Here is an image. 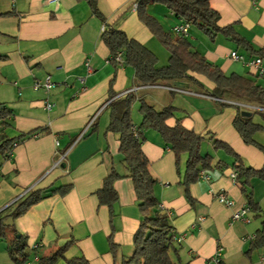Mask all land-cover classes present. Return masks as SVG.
Wrapping results in <instances>:
<instances>
[{
	"label": "crops",
	"instance_id": "obj_1",
	"mask_svg": "<svg viewBox=\"0 0 264 264\" xmlns=\"http://www.w3.org/2000/svg\"><path fill=\"white\" fill-rule=\"evenodd\" d=\"M134 1L97 0L100 19L91 13L87 0H0V104L12 112L4 134L7 138L31 134L10 156H0V219L7 231H14L25 243L14 261L8 253L12 239L9 235L0 238V260H5L0 264H39L40 258L69 241L64 253L67 260L83 257L89 264H120L132 256L141 216L131 180L121 178L114 183L117 202L111 208L99 204L96 196L112 170L125 174L118 136L106 128L109 103L130 93L136 126L141 119L133 110L140 100L155 110L172 106L175 111L167 126L179 122L200 135V153L212 156L210 168L204 170L208 179L199 178L186 191L182 184L185 158L177 167L174 154L159 135L153 130L144 134L141 150L156 181L154 194L168 214L173 233L184 236L174 243L172 261L205 264L221 247L224 264H264V249L249 250L260 219L249 213L248 223L231 221L234 213L247 207L240 186L230 178L233 158L212 147L214 141L224 143L245 167L264 169V151L245 144L233 127L238 112H247L242 105L264 108L235 98H214L210 94L213 84L196 74L190 75L197 83L182 82L187 88L171 90L174 82L168 81L141 85L130 66L112 62L102 39L103 26L121 30L144 45L157 62L164 48L139 20L132 9ZM209 5L218 14L217 26H232L242 41L220 33L211 39L190 26L184 38L191 49L225 76L251 77L264 87V78H255L248 68L228 58L231 51L246 59L264 58V0L256 6L250 0H209ZM163 8L166 5L154 2L147 12L177 38L171 29L181 19L168 8L166 15ZM48 76L53 88H33ZM45 100L54 105L50 110L45 109ZM252 122L264 127L260 116L252 117ZM253 140L264 147V130L255 133ZM60 155L64 157L55 166ZM68 184L71 189L65 195H50L19 218H7L29 191ZM251 191L264 212V180L253 179ZM219 192L233 201L231 207L215 199ZM55 264L66 262L60 259Z\"/></svg>",
	"mask_w": 264,
	"mask_h": 264
},
{
	"label": "trees",
	"instance_id": "obj_2",
	"mask_svg": "<svg viewBox=\"0 0 264 264\" xmlns=\"http://www.w3.org/2000/svg\"><path fill=\"white\" fill-rule=\"evenodd\" d=\"M154 2L166 5L168 10L177 18L185 20L190 26L199 29L211 39L220 33L235 42L242 41L233 32L232 26L223 28L217 26L218 14L211 9L209 0H138L136 10L138 18L166 48L169 53L168 63L163 67H157V58L144 45L129 39L121 30L106 27L102 39L109 50L112 62H115V55L121 53L123 64L133 69L134 76L141 85H155L163 81L197 83V80L190 75L196 74L203 76L213 84L214 88L210 91V94L214 98H235L264 108V87L251 77L234 74L225 76L219 67L208 62L192 50L183 36L172 38L171 34L165 32L159 22L147 12V6ZM87 3L91 13L102 19L97 8V0H87ZM133 102L134 96L130 93L123 98L112 100L108 105L109 123L106 130L118 136L119 153L122 156L125 174L121 176L112 170L103 180L100 189L96 191V196L99 204L111 208L117 202L114 183L121 178H128L132 182L141 222L133 236V254L130 258L123 259L120 264H175L170 257V253L175 249L176 235L168 223L167 212L161 208L154 194L156 181L149 173V162L141 150L144 134L149 130L155 131L161 141L174 154L177 167L182 158H185L182 184L186 191L189 185L199 179L201 170L210 168L212 156L200 153L203 142L200 135L186 130L179 122L173 127L167 126L166 121L174 115V107L167 106L161 110H155L151 105L140 100L138 112L141 115V121L136 126L131 118ZM236 108L238 109L239 106H236ZM241 112H238L233 121L234 129L245 144L256 146L264 151V147L257 145L253 140L254 134L264 130V127L252 122L253 114L250 117H242ZM256 112L264 120V110H257ZM11 118V110L1 103L0 135L3 139L0 142V156L7 154L13 146L31 136V134H27L13 138L5 137L4 132L10 127ZM212 147L213 150H222L227 156L233 158L232 170L237 174L235 183L240 186L241 193L247 200V208L250 213L256 214L255 217L260 219V227L249 243V250L264 249V212L259 210L251 191V181L253 179L264 180V169L257 171L245 167L240 158L224 143L214 141ZM70 189L71 184L29 191L22 199L17 201L16 206L7 215V218L13 221L24 215L29 208L44 198L53 194L63 196ZM11 232L13 233L12 246L8 249V253L10 258L16 261V256L24 250L25 243L22 237L16 238L14 231ZM5 235L6 225L3 223L2 218L0 219V238L5 237ZM70 244L71 241L57 249L50 256L40 258L39 264H55L60 259L64 260L66 264H89L83 257L65 259L64 253Z\"/></svg>",
	"mask_w": 264,
	"mask_h": 264
},
{
	"label": "built area",
	"instance_id": "obj_3",
	"mask_svg": "<svg viewBox=\"0 0 264 264\" xmlns=\"http://www.w3.org/2000/svg\"><path fill=\"white\" fill-rule=\"evenodd\" d=\"M51 1L53 3L58 2V0H51ZM250 2L253 6H256L258 4L259 0H250ZM137 7H138V0H135L132 4V9L134 11H136ZM105 29H106V27L103 26V29H102L103 32ZM189 29H190V24L188 22H186L185 20L181 19V21L178 24H176L172 27L171 33L173 35H176V36L186 37L188 35ZM228 58L231 61L241 63L243 66L248 68L255 76H257L259 78H264V58H262L261 56H256V57L246 59L244 56L238 54L236 51H231L228 54ZM114 61L116 63L123 64L121 53H117L115 55ZM88 71H91V69L89 67H88ZM54 86H55V84L50 80L49 76L46 77L43 82L36 81L33 84L34 89L43 88L46 91L53 88ZM177 89H179V88H176V87L171 88V90H177ZM53 106L54 105L51 102H49L47 100L44 101V107L46 110H50ZM241 108L251 109L252 107H250L248 105H242ZM37 136H38L37 134H34L32 137H37ZM55 145H57V142L55 143ZM15 146H13V148ZM12 149L9 150V152L7 153L8 156L11 155ZM63 157H64V155H60V159L57 163H55V166H57L62 161ZM236 176H237V174L234 171L230 174V178L232 179L233 182H235ZM199 178L208 179V176L204 170H201L199 172ZM215 199L220 204L224 205L225 207H231L233 204V201L231 199H228L227 196L225 195V193H223V192L217 193L215 195ZM249 213H250L249 209L247 207H245L241 211L234 213L231 216V221H240L242 223H248L250 221V218L248 216ZM183 238H184L183 235H177L175 237V240H176V242H181L183 240ZM205 264H224L221 247L217 248L216 252L210 258H208L205 261Z\"/></svg>",
	"mask_w": 264,
	"mask_h": 264
},
{
	"label": "rangeland",
	"instance_id": "obj_4",
	"mask_svg": "<svg viewBox=\"0 0 264 264\" xmlns=\"http://www.w3.org/2000/svg\"><path fill=\"white\" fill-rule=\"evenodd\" d=\"M164 9V11H165V14L167 15V13H166V11H167V8H163ZM167 50H166V48H163V50H162V52H160V53H158L157 54V56H158V58H159V60H158V62H157V67H160V66H162L163 64H166L165 62H166V60H167V57H168V54H167ZM164 66V65H163ZM232 99H234V98H232ZM132 107H133V105L131 106V109H132ZM138 107H139V102H138V106L133 110L134 112H133V115L135 114L136 115V113H138V115H139V112H138ZM244 110H246L247 112H249V113H251V114H253L252 115V117H253V119H256L257 117H259V115H258V113L256 112L255 113V111H257V110H262V109H259V108H251V109H245L244 108ZM140 116V119H141V115H139ZM141 121V120H140ZM3 138L1 137V135H0V142H1V140H2ZM204 153L203 154H205V151H203ZM12 233L11 232H9V231H7L6 230V235H9L10 237H9V240H11L13 237H12V235H11ZM1 262H3V261H5V260H0Z\"/></svg>",
	"mask_w": 264,
	"mask_h": 264
},
{
	"label": "water",
	"instance_id": "obj_5",
	"mask_svg": "<svg viewBox=\"0 0 264 264\" xmlns=\"http://www.w3.org/2000/svg\"><path fill=\"white\" fill-rule=\"evenodd\" d=\"M163 1H170V0H163ZM173 86L176 88H179V89L187 88V84L182 83V82H174ZM240 115L242 117H250L251 116V114L249 112H241ZM17 238H19V235H17Z\"/></svg>",
	"mask_w": 264,
	"mask_h": 264
}]
</instances>
